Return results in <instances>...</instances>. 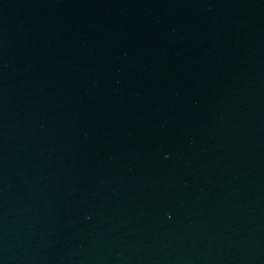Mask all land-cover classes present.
I'll return each mask as SVG.
<instances>
[{
  "label": "water",
  "instance_id": "obj_1",
  "mask_svg": "<svg viewBox=\"0 0 264 264\" xmlns=\"http://www.w3.org/2000/svg\"><path fill=\"white\" fill-rule=\"evenodd\" d=\"M0 264H264V0H0Z\"/></svg>",
  "mask_w": 264,
  "mask_h": 264
}]
</instances>
